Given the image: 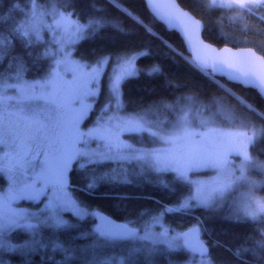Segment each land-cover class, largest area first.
Segmentation results:
<instances>
[{"label":"snow or ice","instance_id":"6c2138e0","mask_svg":"<svg viewBox=\"0 0 264 264\" xmlns=\"http://www.w3.org/2000/svg\"><path fill=\"white\" fill-rule=\"evenodd\" d=\"M25 2L0 18V264H222L218 247L264 264V113L216 78L264 99V54L229 30L251 19L264 35V0H143L165 32L179 24L191 50L181 58L224 94L188 89L137 108L125 86L162 73L140 63L150 41L127 39L128 20L161 39L139 13L124 0ZM104 38L119 46L83 53ZM217 232L229 242L209 243Z\"/></svg>","mask_w":264,"mask_h":264},{"label":"trees","instance_id":"16d2710c","mask_svg":"<svg viewBox=\"0 0 264 264\" xmlns=\"http://www.w3.org/2000/svg\"><path fill=\"white\" fill-rule=\"evenodd\" d=\"M127 3L134 13H139L143 19L144 24L147 27H151L155 29L161 35V39H156L150 36H147L143 27L138 24L133 23L132 21L128 20L127 23L131 29H133V35L127 37L129 41L132 42H139L140 40L150 41V46L153 51V55L146 60H142L140 63L141 65H148L152 62H158L162 67V73L157 76L155 79H148L145 76H141L139 80H132L125 86V95L129 102L130 108H137L142 104H147L152 99L156 98L157 96L164 94V95H171L176 92H183L188 89H196L200 91L202 94L207 95L213 91L220 93L223 95L224 93L221 92L219 89L216 88L215 85L211 84L208 80H206L203 76H201L198 72H196L193 68H191L187 63H185L184 59L181 57H188L185 54L183 45L178 38V36L173 32H165L163 27L156 24L143 9V2L141 0H124ZM180 2V0H178ZM187 6L189 5L188 0H181ZM28 5L25 0H2L0 2V18H6L11 23L13 20L20 15L18 8H27ZM251 27H258L256 21L249 19ZM264 30V26L261 27ZM233 31L238 37V47H252L254 51L260 53L258 51L261 45H264V37H252L255 41L248 42L246 45L241 43L244 42V38L248 34V31L242 30L241 28L238 29H229ZM202 39L206 42H209V39H215V33L212 32H204L201 34ZM171 41L172 45L175 48V51L178 52L180 55H177L174 51H171L169 48L165 47V43ZM119 46V42L113 43L110 39H98L94 43L85 44L83 46V53L85 55H91L93 49H100L104 48H115ZM217 47L225 46L224 44L214 45ZM227 46L231 47V44ZM218 79V78H217ZM221 83L226 84V86L233 88L235 91L240 93L241 95L245 96L247 100L255 105L262 113H264V101L252 90L244 89L240 86L228 84L224 82L222 79H218ZM173 82L178 83L181 85L180 88H173V87H166L165 82ZM103 99V98H102ZM239 111L244 114L246 117L251 118L256 121H261V116L257 115L255 112H249L246 108L239 107ZM123 189L120 188H113L109 191L115 194L116 192L122 191ZM101 191H105V189H101ZM92 203L99 204L103 209H106L108 212H113V218L116 216L123 215V212H114L112 208L113 200L97 197L96 199L92 200ZM131 209V205H129V209ZM116 221L124 223L126 222L123 219H117ZM222 227H231V225L223 224ZM213 239H221L225 242H229L228 238L221 235L219 232L214 234L213 237L209 238V243ZM234 243V242H233ZM111 251V250H107ZM115 251H120V249H116ZM214 253L216 255V259L222 264H245L246 261H251V256H246L243 253L240 257H237L234 252L226 251L222 247H218L214 249ZM39 264L40 257L37 256L34 258ZM59 259V257H57ZM160 264H167L166 257H160Z\"/></svg>","mask_w":264,"mask_h":264},{"label":"rangeland","instance_id":"374dc122","mask_svg":"<svg viewBox=\"0 0 264 264\" xmlns=\"http://www.w3.org/2000/svg\"><path fill=\"white\" fill-rule=\"evenodd\" d=\"M245 25H248L253 31H248V34H247V36H246V37H248V38H244V42L241 43V44L246 45V44H247V41H248V42L255 41L254 38H252V37H258V36H263V37H264V35H259L258 33L255 32V30H256L257 28H255V27H251V26H250V21H249V20L245 21L244 23H241V24L239 25V28H241L242 30H245ZM261 31L264 32V30H262V29H261ZM73 73H75V74H77V75H82V73L80 72V70H79L78 68H75V67L71 68V69L69 70V73H68V74H69V75H72ZM12 94H15V93L13 92ZM10 107L13 108V109H16V108L21 107V105H19L16 101H11V102H10Z\"/></svg>","mask_w":264,"mask_h":264},{"label":"water","instance_id":"95a60500","mask_svg":"<svg viewBox=\"0 0 264 264\" xmlns=\"http://www.w3.org/2000/svg\"><path fill=\"white\" fill-rule=\"evenodd\" d=\"M142 2H143V0H141ZM161 2H165V0H161ZM162 27H167L166 25H164V26H162ZM175 27H176V31H174L173 33H175L177 36H178V38L180 39V41H181V43H182V45H183V48H184V51H185V54L187 55V56H190L191 55V50L188 48V46H187V44L186 43H184V42H182V39H181V37H182V35H183V33H181L180 32V28H179V24L177 23L176 25H175ZM200 39H202V36H200ZM203 40V39H202ZM205 43H207L206 41H204ZM222 47H224V46H222ZM239 48H246V47H239ZM236 49L234 48V51H235ZM258 54V53H257ZM259 55V54H258ZM254 70L255 71H258V72H261V73H264V66H260V65H254ZM216 78H218V79H222L224 82H226V83H228V81H227V78L226 77H221L220 75H217V77ZM229 84V83H228ZM233 85H235V84H233ZM237 86H240V85H237ZM241 87V86H240ZM243 88V87H242ZM244 89H248V88H244ZM251 90V89H250ZM260 97V96H259ZM263 101H264V99H262ZM117 223H121V222H118V221H116Z\"/></svg>","mask_w":264,"mask_h":264}]
</instances>
